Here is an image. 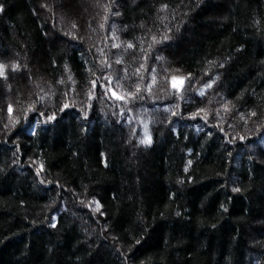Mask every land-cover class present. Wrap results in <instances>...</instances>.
Wrapping results in <instances>:
<instances>
[{"label":"trees","instance_id":"1","mask_svg":"<svg viewBox=\"0 0 264 264\" xmlns=\"http://www.w3.org/2000/svg\"><path fill=\"white\" fill-rule=\"evenodd\" d=\"M0 65V264H264V0H0Z\"/></svg>","mask_w":264,"mask_h":264},{"label":"snow or ice","instance_id":"2","mask_svg":"<svg viewBox=\"0 0 264 264\" xmlns=\"http://www.w3.org/2000/svg\"><path fill=\"white\" fill-rule=\"evenodd\" d=\"M129 47H131V45H129ZM3 67H4L3 65H0V75H3ZM182 83H183V80L181 78L180 84H182ZM176 86H177L176 78L174 77L173 78V87H176ZM209 87H210V85H209ZM201 94H203V93H201ZM118 98L119 99H123V97H118ZM65 107H68V105H65ZM9 111L10 112L12 111L11 107H9ZM142 143L148 144V143H151V140L149 138V139H146V140L142 141Z\"/></svg>","mask_w":264,"mask_h":264},{"label":"rangeland","instance_id":"3","mask_svg":"<svg viewBox=\"0 0 264 264\" xmlns=\"http://www.w3.org/2000/svg\"><path fill=\"white\" fill-rule=\"evenodd\" d=\"M70 215H73L74 216V214L72 213V214H70Z\"/></svg>","mask_w":264,"mask_h":264}]
</instances>
